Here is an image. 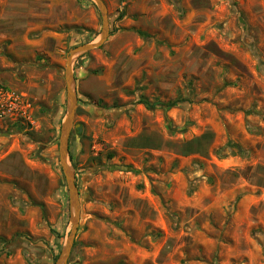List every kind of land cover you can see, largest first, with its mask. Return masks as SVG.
<instances>
[{"label": "rangeland", "instance_id": "obj_1", "mask_svg": "<svg viewBox=\"0 0 264 264\" xmlns=\"http://www.w3.org/2000/svg\"><path fill=\"white\" fill-rule=\"evenodd\" d=\"M103 1L73 61L69 264H264V0ZM102 30L95 0H0V86L32 105L0 121V264H56L70 234L67 54Z\"/></svg>", "mask_w": 264, "mask_h": 264}, {"label": "water", "instance_id": "obj_2", "mask_svg": "<svg viewBox=\"0 0 264 264\" xmlns=\"http://www.w3.org/2000/svg\"><path fill=\"white\" fill-rule=\"evenodd\" d=\"M95 1L98 5V8L101 11V15L103 19V30H102L101 39L98 42L78 45L72 48L67 54L65 79L67 85L68 112L61 129L59 150H60V164L65 175L68 193H69L72 228L65 242V245L63 246L62 251L57 259L56 264H69V260L74 247L76 235L81 221V214H82L80 192L76 182V175L70 161V138H71L72 130L74 127L76 129L80 127V124L74 125V118H75L78 99H77V92L74 87L73 61L77 55L89 52L95 48H99L101 45H103L106 42L110 34L107 6L103 0H95Z\"/></svg>", "mask_w": 264, "mask_h": 264}, {"label": "built area", "instance_id": "obj_3", "mask_svg": "<svg viewBox=\"0 0 264 264\" xmlns=\"http://www.w3.org/2000/svg\"><path fill=\"white\" fill-rule=\"evenodd\" d=\"M31 102L25 94L0 86V121L21 122L30 118Z\"/></svg>", "mask_w": 264, "mask_h": 264}, {"label": "crops", "instance_id": "obj_4", "mask_svg": "<svg viewBox=\"0 0 264 264\" xmlns=\"http://www.w3.org/2000/svg\"><path fill=\"white\" fill-rule=\"evenodd\" d=\"M31 32H25L23 35H16L11 33L10 37L14 42H18L19 45H21L22 47H24L23 49H20V52H17V56L19 57V59H25L27 57H29V55H32L30 53H33L35 55L36 51H40L43 50V48L41 47L42 45V40L39 39H31L29 37V34ZM7 34L0 32V38H6Z\"/></svg>", "mask_w": 264, "mask_h": 264}, {"label": "trees", "instance_id": "obj_5", "mask_svg": "<svg viewBox=\"0 0 264 264\" xmlns=\"http://www.w3.org/2000/svg\"><path fill=\"white\" fill-rule=\"evenodd\" d=\"M140 102L145 104L146 107H149V108H152V107H156V106H166V107H173L177 104V102H172V103H161V102H154V103H151L149 102L146 98L144 97H141L140 98Z\"/></svg>", "mask_w": 264, "mask_h": 264}]
</instances>
